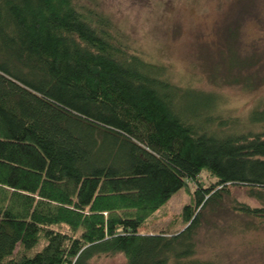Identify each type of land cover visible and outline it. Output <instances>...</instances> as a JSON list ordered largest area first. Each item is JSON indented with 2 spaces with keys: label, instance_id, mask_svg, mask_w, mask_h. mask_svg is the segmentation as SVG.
<instances>
[{
  "label": "trees",
  "instance_id": "16d2710c",
  "mask_svg": "<svg viewBox=\"0 0 264 264\" xmlns=\"http://www.w3.org/2000/svg\"><path fill=\"white\" fill-rule=\"evenodd\" d=\"M165 73L77 0H0V264H215L195 230L227 185L264 219V132L212 129L211 95ZM180 188L181 226L137 232Z\"/></svg>",
  "mask_w": 264,
  "mask_h": 264
},
{
  "label": "rangeland",
  "instance_id": "374dc122",
  "mask_svg": "<svg viewBox=\"0 0 264 264\" xmlns=\"http://www.w3.org/2000/svg\"><path fill=\"white\" fill-rule=\"evenodd\" d=\"M77 1L104 14L129 50L164 68L175 85L209 93L212 129L264 132V122L248 120L250 111L264 107V0ZM198 177L203 186L213 180L205 172ZM187 186L192 190L193 182ZM227 187L201 210L194 256L215 264H264V219L237 209L260 202L246 185ZM188 201L187 190L175 191L137 232L179 228V210ZM88 264H125V259L120 253L100 254Z\"/></svg>",
  "mask_w": 264,
  "mask_h": 264
}]
</instances>
